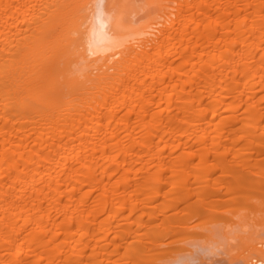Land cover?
I'll list each match as a JSON object with an SVG mask.
<instances>
[{
	"label": "bare ground",
	"instance_id": "6f19581e",
	"mask_svg": "<svg viewBox=\"0 0 264 264\" xmlns=\"http://www.w3.org/2000/svg\"><path fill=\"white\" fill-rule=\"evenodd\" d=\"M0 264H264V0H0Z\"/></svg>",
	"mask_w": 264,
	"mask_h": 264
}]
</instances>
